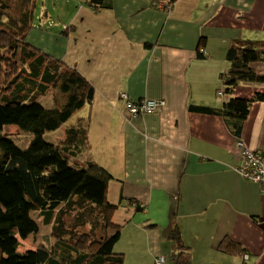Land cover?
<instances>
[{
  "label": "crops",
  "instance_id": "obj_1",
  "mask_svg": "<svg viewBox=\"0 0 264 264\" xmlns=\"http://www.w3.org/2000/svg\"><path fill=\"white\" fill-rule=\"evenodd\" d=\"M84 1L75 0L76 7ZM71 24L75 30L67 38L48 32L46 43V35L31 34L28 42L75 66L96 90L81 158L111 174L113 221H142L145 240L138 244L150 254L162 249L161 264H174L171 256L183 245L192 264H242L218 249L224 237L244 248L248 264H264V193L237 172V137L217 113L231 97L217 96L229 68L227 45L264 39V0H174L169 7L167 0H112L111 8L97 12L82 5ZM253 66L264 74V62ZM263 90L239 84L233 95L250 98ZM119 92L165 104L130 117ZM241 140L264 151V102L252 103ZM130 200L146 208L134 212ZM115 248H128L121 236ZM159 257L152 256L153 263Z\"/></svg>",
  "mask_w": 264,
  "mask_h": 264
},
{
  "label": "trees",
  "instance_id": "obj_2",
  "mask_svg": "<svg viewBox=\"0 0 264 264\" xmlns=\"http://www.w3.org/2000/svg\"><path fill=\"white\" fill-rule=\"evenodd\" d=\"M36 1L0 0V128L15 126L29 138V144L21 148L9 135L0 133V264H123V254L115 248L122 225L113 221L117 206L108 200L112 176L96 161L81 158L88 147L96 90L75 66L28 42L33 29L52 33L54 26L47 22L45 9L41 17H34ZM173 1L167 0V7ZM82 4L97 12L111 8L112 0H86ZM74 29L62 27L58 35L68 37ZM203 41L200 38V46ZM226 60L229 68L220 77L221 91L231 97L217 113L227 120L237 142L252 103L264 102V90L250 98L233 93L239 84L264 87V74L253 66L264 62V39L229 41ZM47 95L49 102L34 114L30 104ZM118 99L126 112L130 103L159 100L165 104L163 99H133L126 92H119ZM188 108L216 113L203 105ZM60 132L65 136L58 142L42 139L45 133ZM39 140L45 147H35ZM129 207L134 212L146 208L135 200H130ZM33 214L40 225L48 227L49 234L34 249L21 251L22 241L29 235L34 239L39 231ZM218 249L248 264L247 258L243 259L244 248L229 237L221 240ZM171 257L174 264H192L187 245L178 247ZM159 258L154 264L163 262L158 263Z\"/></svg>",
  "mask_w": 264,
  "mask_h": 264
},
{
  "label": "rangeland",
  "instance_id": "obj_3",
  "mask_svg": "<svg viewBox=\"0 0 264 264\" xmlns=\"http://www.w3.org/2000/svg\"><path fill=\"white\" fill-rule=\"evenodd\" d=\"M82 5L76 7V4L74 3L73 0H37L34 7V17L36 16L41 17L45 9L47 22L50 21L51 23L54 24L53 29H51L50 32H52V34L57 36L62 31V27L65 28V26H69V25L73 26L71 24L73 22V18L77 16V11ZM34 21L38 22V18H35ZM33 30L34 31L31 32L32 38L38 39L46 35V37H44L43 39V42L45 43L47 42L48 36L45 32H42L39 29H33ZM55 36H53L52 42L55 45H57V40ZM35 44L36 43H33L32 45L37 47ZM221 87L223 89V85ZM48 96L49 95L44 97L39 96L36 98L34 104H30V109L34 112V114L37 113L41 109V107L45 106V104L49 102L50 96L49 97ZM0 133L9 135L13 139V141L21 148L29 144V138L26 137L24 134H21L15 126L1 127ZM63 136H65L63 135V132L56 134L45 133L44 136H42V139L45 142L48 140V138L50 142H55V140H57L56 142H58V140L64 139ZM35 147L42 148L45 147V144L41 140H39V143H37ZM32 219L37 220V222L39 223V231L34 239L32 236L29 235L26 239L22 241V246L20 247L21 251L34 249L42 240V238L48 236L49 234L48 227L40 225L39 222L40 220H38V217L36 218L35 214L32 215ZM143 224L144 223L142 221L137 222L136 219H132L129 222H127L126 225L124 224L121 227V239L123 240L124 245L128 247L125 248L124 251L122 252L123 264H149V259L147 258L148 255L150 256V260L152 261V264H154L152 256L163 257L165 255V252L160 253V250H162L160 248L157 247L152 248L151 249L152 254H150L149 253L150 250L143 251V249L139 246L138 241L143 242L145 240V236L141 233L140 230L141 229L140 226ZM149 224L155 226V223L149 222ZM157 240L159 242L160 239H156V241ZM166 257L168 261L170 258V253L167 252Z\"/></svg>",
  "mask_w": 264,
  "mask_h": 264
},
{
  "label": "built area",
  "instance_id": "obj_4",
  "mask_svg": "<svg viewBox=\"0 0 264 264\" xmlns=\"http://www.w3.org/2000/svg\"><path fill=\"white\" fill-rule=\"evenodd\" d=\"M218 96H222V91L217 92ZM124 97V95H122ZM163 106V102L159 100L142 102V104H127L126 108L130 117H138L145 113L155 112ZM238 151L239 164L236 166L237 172L245 179L251 180L259 184L260 189L264 192V151L251 150L246 144L239 139L235 144ZM162 258L157 260L158 263Z\"/></svg>",
  "mask_w": 264,
  "mask_h": 264
},
{
  "label": "clouds",
  "instance_id": "obj_5",
  "mask_svg": "<svg viewBox=\"0 0 264 264\" xmlns=\"http://www.w3.org/2000/svg\"><path fill=\"white\" fill-rule=\"evenodd\" d=\"M217 91H220V90H217ZM218 96V95H217ZM218 97H221V96H218Z\"/></svg>",
  "mask_w": 264,
  "mask_h": 264
}]
</instances>
